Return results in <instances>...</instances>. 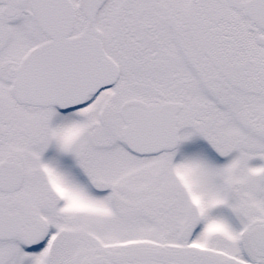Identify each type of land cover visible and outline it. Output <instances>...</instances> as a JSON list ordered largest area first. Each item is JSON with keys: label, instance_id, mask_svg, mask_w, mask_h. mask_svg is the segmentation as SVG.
Returning a JSON list of instances; mask_svg holds the SVG:
<instances>
[{"label": "snow or ice", "instance_id": "snow-or-ice-1", "mask_svg": "<svg viewBox=\"0 0 264 264\" xmlns=\"http://www.w3.org/2000/svg\"><path fill=\"white\" fill-rule=\"evenodd\" d=\"M0 264H264V0H0Z\"/></svg>", "mask_w": 264, "mask_h": 264}]
</instances>
